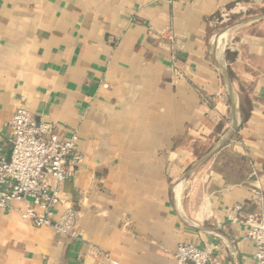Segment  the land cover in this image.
<instances>
[{"label": "crops", "instance_id": "1", "mask_svg": "<svg viewBox=\"0 0 264 264\" xmlns=\"http://www.w3.org/2000/svg\"><path fill=\"white\" fill-rule=\"evenodd\" d=\"M19 106L75 137L82 163L46 181L53 220L76 222L35 227L12 202L0 264H175L179 243L255 264L264 0H0V159Z\"/></svg>", "mask_w": 264, "mask_h": 264}, {"label": "built area", "instance_id": "2", "mask_svg": "<svg viewBox=\"0 0 264 264\" xmlns=\"http://www.w3.org/2000/svg\"><path fill=\"white\" fill-rule=\"evenodd\" d=\"M172 66L177 68L175 58ZM9 128L10 156L0 159V210L7 209L12 202H25L26 208L20 212L23 220L35 227H49L61 234L71 233L76 212L65 207L59 219L53 220L54 210L61 201L55 186L50 185L46 177L58 185L82 163L83 156L75 148V137L60 139L52 125L36 123L23 106L14 111ZM66 162L70 164L69 168ZM247 235L254 242L255 264H264L263 225H253ZM172 258L175 264L212 263L210 250L191 243L177 244Z\"/></svg>", "mask_w": 264, "mask_h": 264}]
</instances>
